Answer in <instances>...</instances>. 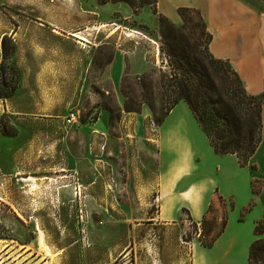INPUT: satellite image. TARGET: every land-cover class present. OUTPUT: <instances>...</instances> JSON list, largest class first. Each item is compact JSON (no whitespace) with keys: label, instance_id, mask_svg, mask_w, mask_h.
Here are the masks:
<instances>
[{"label":"crops","instance_id":"obj_1","mask_svg":"<svg viewBox=\"0 0 264 264\" xmlns=\"http://www.w3.org/2000/svg\"><path fill=\"white\" fill-rule=\"evenodd\" d=\"M7 4L18 13L2 15L0 22L18 25L1 34V40L12 41L14 51L6 59L0 49V66L6 61L12 65L17 89L0 102L17 135H0V173L26 180L35 173L42 189L33 197V250L20 245L18 260L10 259L14 248L1 237L0 264H6L4 256L10 264H139L142 260L181 264L180 247L187 244L193 264H249L250 247L258 238L256 227L264 221V111L262 141L247 166L234 154L215 151L184 101L161 125L145 109L137 119L125 117L139 122L135 134L131 128L128 133L135 135L138 147L156 143L159 151L156 170L140 155L142 163L135 173L117 180V188L123 183L128 188L103 190L90 168L88 150L77 157L67 139L64 162L58 146L56 157L54 153L51 159L37 158L33 166L30 159L36 158L38 140L45 148L64 133L62 119L87 85L85 74L91 64L85 50L91 43L90 31L99 45L113 32L101 34L100 28L108 26L102 23L107 5L96 6L94 0H8ZM113 6L124 9L122 4ZM183 8L200 13L212 37V57L231 65L249 95L264 94V0H156V15L176 25L182 24L179 10ZM75 171L84 186L81 191L43 189L47 179L60 184ZM215 203L221 213L226 212L223 233L210 248L200 241L185 242L183 212L200 225ZM82 208L87 211L86 227L78 219ZM83 230L88 246L82 242Z\"/></svg>","mask_w":264,"mask_h":264},{"label":"rangeland","instance_id":"obj_2","mask_svg":"<svg viewBox=\"0 0 264 264\" xmlns=\"http://www.w3.org/2000/svg\"><path fill=\"white\" fill-rule=\"evenodd\" d=\"M7 2L8 0H0V16L18 13L16 9L10 10ZM94 3L96 6L107 5L106 22L102 23L108 26L100 30L101 34L105 30L104 36H109L112 32L113 35L101 45L92 38L91 31L88 36L91 43L85 52L86 55L89 52L91 65L90 71L85 74L86 79L88 76L87 85L80 88L75 105L68 112H76L79 121L68 126L65 124V116L62 119L64 133L55 136L58 139H53L45 148L39 139L36 158H31L30 164L34 166L37 158L46 160L47 155L51 159L54 153L56 157L58 146L60 162H64L67 139L72 141L71 147L77 157L81 158L88 150L90 168L97 173L96 178L102 182L103 190L125 189L128 188L125 187L126 183L117 188V180L125 181L135 173L136 165L142 163L140 155L150 168L156 170L159 153L156 143H149L140 149L135 143V135L128 134L130 128L135 134L139 127L136 119L143 109L151 112L155 123L161 125L164 114L179 95L182 76L176 75L178 70L166 51L167 45L176 46L180 54L184 50L194 53L209 65V36L200 15L195 11L186 14L189 23L186 30H181L183 21L181 25H176L169 19L156 15V0H94ZM116 4H122L124 9H115L113 5ZM17 25L0 22V49L3 48L5 54L14 51V45L10 39L1 40V34ZM139 33L158 42L160 52L157 59L152 55L153 52L156 54V45ZM132 67L137 69L133 70ZM4 78L12 85L16 82L13 67L8 61L0 66V87ZM2 91L5 92L4 89ZM9 116L10 113H5L4 104L0 102V135L14 137L17 130ZM126 116L136 119L129 121L128 118L125 119ZM50 137L52 139L54 136ZM73 174V177H68L60 184L56 179H47L43 189L78 190L79 176L76 171ZM22 177L18 174L4 176L0 173V238L8 239L5 243L14 248L10 259L15 258L16 261L20 245H29L33 250V197L42 189L40 182H36L35 173L27 180ZM165 177L166 174L162 177V191ZM93 181L92 179L91 182ZM81 186L83 189L84 186ZM259 187L260 185H255L256 191H259ZM217 205L219 204L211 205L200 225L190 220L188 212H183L185 242H212V238L221 231L226 216L225 210L221 213ZM85 222L84 227L87 226V218ZM86 233L83 234L82 242L84 239L89 241ZM169 238L174 240V234H170ZM184 246L186 248L180 247L181 264H193L189 257V245ZM6 257L2 258L4 263L10 264V259ZM139 264L150 263L142 260Z\"/></svg>","mask_w":264,"mask_h":264},{"label":"trees","instance_id":"obj_3","mask_svg":"<svg viewBox=\"0 0 264 264\" xmlns=\"http://www.w3.org/2000/svg\"><path fill=\"white\" fill-rule=\"evenodd\" d=\"M194 11L200 15L193 9L179 10L183 20L181 30H186L189 23L186 14ZM200 18L206 28L201 15ZM208 36L210 44L212 37L209 33ZM167 47L166 51L173 59V66L178 70L176 75L182 76V80L178 98L167 109L164 120L180 101H184L215 151L220 155L234 154L242 166H247L262 141L264 94L249 95L239 75L224 60L215 59L210 54L209 65H206L194 53L184 50L180 54L172 44ZM12 52L13 50L5 54L6 59ZM13 72L16 76L14 69ZM16 89L17 82L12 85L4 78L0 87V99L9 98ZM164 120H161V123ZM226 224L227 218L223 221L221 231L212 238V242H202L203 246L212 247L225 230ZM256 235L258 238L250 247L249 264H264V221L258 223Z\"/></svg>","mask_w":264,"mask_h":264},{"label":"built area","instance_id":"obj_4","mask_svg":"<svg viewBox=\"0 0 264 264\" xmlns=\"http://www.w3.org/2000/svg\"><path fill=\"white\" fill-rule=\"evenodd\" d=\"M139 35H141L143 38L147 39L146 36H144L143 34L139 33ZM149 42H151L152 44L156 45V54H159L160 52V48H159V44L158 42L154 41V40H150L147 39ZM79 121V115L76 112H70L67 117L65 118V124L68 126H73L74 124L78 123ZM81 184H78V191H81L82 189ZM77 191V190H76ZM86 218H87V211L85 208H82L78 211V219L80 224H82L84 226V224L86 223ZM83 234H85V231H82ZM85 244L88 246V241H86L84 239Z\"/></svg>","mask_w":264,"mask_h":264}]
</instances>
